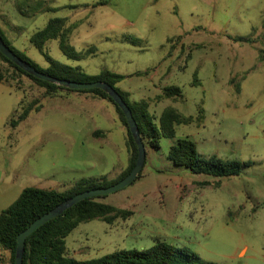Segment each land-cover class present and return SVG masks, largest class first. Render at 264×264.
I'll return each mask as SVG.
<instances>
[{
	"label": "rangeland",
	"instance_id": "rangeland-1",
	"mask_svg": "<svg viewBox=\"0 0 264 264\" xmlns=\"http://www.w3.org/2000/svg\"><path fill=\"white\" fill-rule=\"evenodd\" d=\"M55 18H67L70 45L90 53L69 59L48 42L53 60L89 76H124L116 88L148 102L156 127L169 107L194 119L172 138L160 134L158 148L145 143L141 177L99 199L132 215L81 224L66 240L68 256L86 261L165 242L216 264H264V0H0L5 37L45 69L31 37ZM0 75V214L29 187L63 192L82 179L109 187L123 176L131 155L110 102L50 96L1 57ZM171 86L182 99L163 98ZM184 138L206 160L241 162V174L216 179L176 165L169 152ZM9 258L0 245V264Z\"/></svg>",
	"mask_w": 264,
	"mask_h": 264
},
{
	"label": "trees",
	"instance_id": "trees-1",
	"mask_svg": "<svg viewBox=\"0 0 264 264\" xmlns=\"http://www.w3.org/2000/svg\"><path fill=\"white\" fill-rule=\"evenodd\" d=\"M67 18H55L50 20L45 28L37 31L31 37V44L39 50L46 58L50 66L47 69L40 67L23 52L16 50L7 40L0 28V36L5 44L23 61L30 64L39 72L59 79L75 82H96L102 81L110 84L123 97L132 110L133 116L138 124L141 138L145 143L149 141L152 148H158L160 134L165 137L175 136V126L189 125L194 119L184 117L174 107H169L163 112L159 127H156L147 116L148 102H132L129 95L116 88V85L125 79L124 76L109 71H104L98 76H89L82 72L79 67H71L53 60L47 53L46 44L56 41L63 54L69 59L82 60L90 51L77 52L70 45ZM3 62L11 65L21 74L29 77L40 87L47 90L48 95L57 96L60 91L92 93L102 100H107L115 108L119 119L126 129L127 146L130 152L129 167L115 184L126 178L134 169L138 159V148L129 129L126 117L115 101L100 89L71 90L56 84L42 81L26 71L19 68L0 52ZM0 82H4L0 75ZM163 98L178 100L183 98L182 90L179 87L171 86L163 89ZM29 117L24 113L17 122H23ZM169 158L176 165L184 166L195 174H203L216 179L239 176L243 164L239 161L223 160L217 156L204 159L197 150V145L189 138L179 140L171 147ZM143 171V170H142ZM142 172L138 176L139 179ZM221 181L216 186H220ZM98 179H82L72 188L60 192L54 189H42L29 187L22 191L19 198L0 214V245L2 252L10 255L8 264H15L18 236L29 229L40 217L54 210L63 202L85 191L106 188ZM110 187V186H109ZM101 197L86 199L72 208L66 210L61 216L53 219L34 231L26 240L23 264H216L204 260L200 255L188 248H178L165 242H159L149 249L142 251L121 250L101 258L81 261L68 256L67 238L81 224L94 220H101L112 225L119 217L126 219L132 215L131 211L118 209L99 201Z\"/></svg>",
	"mask_w": 264,
	"mask_h": 264
},
{
	"label": "water",
	"instance_id": "water-1",
	"mask_svg": "<svg viewBox=\"0 0 264 264\" xmlns=\"http://www.w3.org/2000/svg\"><path fill=\"white\" fill-rule=\"evenodd\" d=\"M0 52L6 58H8L11 62L16 64L19 68H21L22 70L26 71L28 74L42 81L56 84L58 86L71 89V90L100 89L106 92L115 101V103L119 106V108L124 113L127 123L129 125V129L132 133V136L138 148L137 163L134 169L132 170V172L122 181L110 187L93 189V190L85 191L83 193H80L74 196L73 198L57 206L54 210L40 217L29 229L23 231L18 236V239H17L18 245H17V250H16L15 264H23L26 240L34 231H36L39 227L43 226L47 222L61 216L66 210L72 208L76 204L86 199H91L95 197H103V196L118 192L126 188L127 186L133 184L137 180L138 176L140 175V173L142 172L144 168L147 152H146L145 144L141 138L138 124L133 116L132 110L130 109L128 104L125 102L123 97L110 84L102 82V81L89 82V83L69 81V80L59 79L51 75H47L42 72H39L34 67H32L30 64L26 63L20 57H18L5 44L1 36H0Z\"/></svg>",
	"mask_w": 264,
	"mask_h": 264
},
{
	"label": "crops",
	"instance_id": "crops-1",
	"mask_svg": "<svg viewBox=\"0 0 264 264\" xmlns=\"http://www.w3.org/2000/svg\"><path fill=\"white\" fill-rule=\"evenodd\" d=\"M259 35H260L259 37H263V36H264V23H263V25H262L261 33H260ZM0 83H3V82H0ZM3 84H4V83H3ZM127 94H128V93H127ZM97 132H100V131H97ZM105 136H106V134H103L102 137H105ZM245 253H246V250L242 251L240 254H244V255H245Z\"/></svg>",
	"mask_w": 264,
	"mask_h": 264
}]
</instances>
